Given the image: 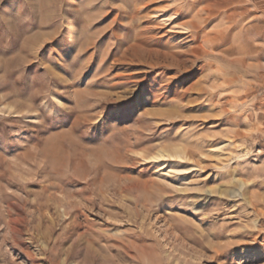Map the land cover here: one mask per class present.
<instances>
[{"label": "rangeland", "instance_id": "obj_1", "mask_svg": "<svg viewBox=\"0 0 264 264\" xmlns=\"http://www.w3.org/2000/svg\"><path fill=\"white\" fill-rule=\"evenodd\" d=\"M0 264H264V0H0Z\"/></svg>", "mask_w": 264, "mask_h": 264}, {"label": "bare ground", "instance_id": "obj_2", "mask_svg": "<svg viewBox=\"0 0 264 264\" xmlns=\"http://www.w3.org/2000/svg\"><path fill=\"white\" fill-rule=\"evenodd\" d=\"M232 48H233V47H232ZM158 154H159V153H158ZM179 154H180V153H179ZM158 156H159V157H160V156H163V154H161V152H160V154H159ZM178 156H180V155H178Z\"/></svg>", "mask_w": 264, "mask_h": 264}]
</instances>
